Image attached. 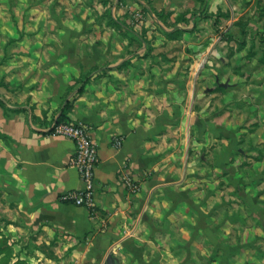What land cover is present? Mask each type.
Masks as SVG:
<instances>
[{"label": "crops", "instance_id": "0c3cea01", "mask_svg": "<svg viewBox=\"0 0 264 264\" xmlns=\"http://www.w3.org/2000/svg\"><path fill=\"white\" fill-rule=\"evenodd\" d=\"M133 1L160 10L177 0ZM91 2L0 0V205L85 241L101 264L108 254L115 264H264V108L240 107L233 82L192 60L179 73L167 51L190 45L161 41L154 23L152 43L84 27L65 36L57 20ZM147 47L156 54L142 56ZM67 101L66 119L98 144L92 209L61 199L82 187L73 141L49 133Z\"/></svg>", "mask_w": 264, "mask_h": 264}, {"label": "rangeland", "instance_id": "374dc122", "mask_svg": "<svg viewBox=\"0 0 264 264\" xmlns=\"http://www.w3.org/2000/svg\"><path fill=\"white\" fill-rule=\"evenodd\" d=\"M95 1L87 11L75 7L72 18L57 20L68 30L65 36L76 37L75 33L70 35L71 29L76 32L84 27L96 29V35L115 43H152L156 35H147L146 30L154 23L160 27L161 41L184 39L190 45L186 53L167 51L173 60H182L179 73L188 74L192 60L199 69H207L205 76L218 74L233 82L236 95L242 97L240 107L251 100L264 108V0H177L175 8L163 6L160 10L149 2ZM139 52L142 56L156 54L148 47ZM124 53L115 49V54ZM97 68L91 67L76 86L83 90L88 75ZM0 219L5 220L0 221V242L9 249L0 253V264H101L102 259L90 256L88 243L49 227L33 226L23 212L0 205Z\"/></svg>", "mask_w": 264, "mask_h": 264}, {"label": "built area", "instance_id": "2783aa9c", "mask_svg": "<svg viewBox=\"0 0 264 264\" xmlns=\"http://www.w3.org/2000/svg\"><path fill=\"white\" fill-rule=\"evenodd\" d=\"M49 133L73 141L74 149L69 163L76 167L82 182L81 188L65 192L61 195V199L92 209L96 191L95 168L99 162V154L98 144L90 127L82 121L56 118L49 128ZM122 141L121 135L113 138V143L117 146H120ZM123 183L133 193L141 190L140 183L131 175H124Z\"/></svg>", "mask_w": 264, "mask_h": 264}, {"label": "trees", "instance_id": "16d2710c", "mask_svg": "<svg viewBox=\"0 0 264 264\" xmlns=\"http://www.w3.org/2000/svg\"><path fill=\"white\" fill-rule=\"evenodd\" d=\"M78 91L79 92L82 91V88L80 87ZM69 106H70V103L67 101L65 106H64L65 108H63V110H62L60 116L58 117V119H66V110L69 108ZM0 221H2L3 223L5 222L4 219H0ZM8 251H9L8 247H6V245L3 242H0V253L3 252V253L6 254V253H8Z\"/></svg>", "mask_w": 264, "mask_h": 264}, {"label": "water", "instance_id": "95a60500", "mask_svg": "<svg viewBox=\"0 0 264 264\" xmlns=\"http://www.w3.org/2000/svg\"><path fill=\"white\" fill-rule=\"evenodd\" d=\"M224 84V83H222ZM105 264H115V258L112 256V254H108L105 259Z\"/></svg>", "mask_w": 264, "mask_h": 264}]
</instances>
